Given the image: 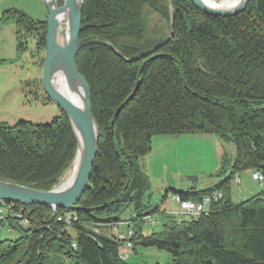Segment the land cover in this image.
<instances>
[{"label":"trees","instance_id":"trees-1","mask_svg":"<svg viewBox=\"0 0 264 264\" xmlns=\"http://www.w3.org/2000/svg\"><path fill=\"white\" fill-rule=\"evenodd\" d=\"M10 18L20 28L18 57L28 51L29 35L37 54L46 51V21L17 8L4 11L2 20ZM90 37L75 56L100 133L89 186L68 209L17 203L30 223L21 227L8 219L19 235L0 240V264H64L68 258L130 264L118 259L111 229L129 219L130 257L141 246L170 252L168 264H264V187L240 202L231 197L242 172L264 175V0L230 17L205 14L191 0H84L80 38ZM40 84L42 101L51 102ZM193 133L215 134L232 143L235 154L212 175L215 187L172 188V200L222 193L206 211L177 221L160 206L148 210L132 183L155 136ZM76 152V134L63 111L48 123L0 122L1 180L51 190ZM130 204V218L117 217ZM155 214L165 218L162 229L147 234L145 222Z\"/></svg>","mask_w":264,"mask_h":264},{"label":"rangeland","instance_id":"rangeland-1","mask_svg":"<svg viewBox=\"0 0 264 264\" xmlns=\"http://www.w3.org/2000/svg\"><path fill=\"white\" fill-rule=\"evenodd\" d=\"M59 2L60 5L63 4V0ZM18 3L21 7H26L31 11L29 13L25 11V13L32 20H47L48 8L43 0H19ZM17 9L24 12L20 8ZM2 17L3 15L0 17V38L3 34L2 27L6 23H15L18 34L20 28L16 21L12 18L2 20ZM27 41L29 49L20 61L23 70L19 68V71H13L15 67L12 65V60H0V122L8 125H13L21 119L34 123H48L62 111L54 102L42 101L41 84L36 81L42 78L43 67L41 68L38 62L35 63L36 60L38 61L35 38L29 35ZM41 54L46 58V51ZM4 63L6 66L3 67ZM19 80L32 82L26 85L22 96L16 88ZM36 93L39 94L35 98ZM232 149L233 152H231ZM225 152L230 161L235 154L234 145L221 141L217 135L211 133L155 136L152 139L150 153L140 157L137 161L132 183L133 190L144 193L143 201L148 210L151 211L154 207L162 206L166 202L167 212L172 213L177 221L188 220L191 216L184 214L179 205L171 199L172 188L203 189L214 184L217 178L212 175L220 170L219 165ZM67 171L61 176L56 187L62 186L66 181ZM240 178V185L232 184L231 197L234 201L246 200L263 190L262 186L252 178V170L242 172ZM138 180L141 185H138ZM133 211L134 205L130 204L118 213L117 217L122 220L128 219ZM152 220L153 223L149 220L145 222L144 230L147 234L160 231L165 218L161 214H155ZM18 235L16 230L8 231L4 228L0 231V240H14ZM127 260L130 264H168L172 260V255L168 251L155 247L140 246L138 253L128 257ZM74 263L73 259H64V264Z\"/></svg>","mask_w":264,"mask_h":264},{"label":"water","instance_id":"water-1","mask_svg":"<svg viewBox=\"0 0 264 264\" xmlns=\"http://www.w3.org/2000/svg\"><path fill=\"white\" fill-rule=\"evenodd\" d=\"M43 1L48 8V17L42 87L51 101L66 113L73 126L77 138V152L74 159L78 163L77 171L72 183L64 187L55 186L46 191L0 179V199L21 205H42L55 210L68 209L77 204L86 192L99 151L100 133L92 112V92L79 73L75 60L78 49L93 38H80L84 0H63L61 5L59 0ZM251 1L239 0L231 7H214L203 0H191L198 10L216 17L236 16L242 13ZM64 14L66 18H62ZM60 72L63 73L69 89L74 93H81V105L56 87L54 78ZM138 87L139 83L126 102L133 98ZM119 111L118 109L115 117L118 116Z\"/></svg>","mask_w":264,"mask_h":264},{"label":"built area","instance_id":"built-area-1","mask_svg":"<svg viewBox=\"0 0 264 264\" xmlns=\"http://www.w3.org/2000/svg\"><path fill=\"white\" fill-rule=\"evenodd\" d=\"M252 177L261 186L264 187V175L260 172H254ZM235 184L239 185V178L234 181ZM222 196V193L217 191L213 194H207L202 197L199 201L194 200H182L179 196H174L173 200L179 204L180 210L186 214H199L206 211L212 200H217ZM132 217H136L133 214ZM137 218V217H136ZM8 219H13L18 226H27L30 221L24 213V209L18 208L16 202H6L0 199V230L7 228L11 231L12 227L8 225ZM151 222L152 216L147 217ZM64 220L70 224L72 222L71 216H66ZM75 220V218L73 219ZM130 219L128 221H121L113 223L111 225L112 233L114 234V239L119 244L118 259L121 262L127 260L130 257L133 248L132 237L134 236V231L129 227ZM75 246V245H74Z\"/></svg>","mask_w":264,"mask_h":264},{"label":"crops","instance_id":"crops-1","mask_svg":"<svg viewBox=\"0 0 264 264\" xmlns=\"http://www.w3.org/2000/svg\"><path fill=\"white\" fill-rule=\"evenodd\" d=\"M18 1L17 0H0V17L3 15L4 11L11 9V8H20V9L24 10V12L25 11L27 13L31 12L28 9H26V7H21L19 5ZM6 24H4L2 27L3 34L1 35V38H0V60H2V59L12 60L11 61L12 65H14V67H15V69L13 71H19V68H20V70H23L24 68H23L22 63H20V61H21L22 57L24 56V54H26V53H24L18 57L17 27H16L15 23H13V22L11 24H9V23H6ZM42 59H43V55L38 54V61L36 60L35 63L38 62L41 65ZM6 63H8V62H6ZM6 63L3 64V67L6 66L5 65ZM21 68H23V69H21ZM41 68H42V66H41ZM40 81H41V79L39 81H36V83H38ZM27 82L28 81H24V80L18 81L16 88H17L18 93L20 92L19 94H21V96H22V94L25 93V88H26ZM231 152H233V149L231 150ZM232 159H233V157H231V160ZM227 161H228V157H227V153L225 152L223 158L221 159V163L219 165V168L221 169L222 166ZM240 180H241V178H240ZM171 199H172V197H171ZM165 206H166V202L163 203L162 206H160V211L167 212ZM167 213H169V212H167Z\"/></svg>","mask_w":264,"mask_h":264},{"label":"bare ground","instance_id":"bare-ground-1","mask_svg":"<svg viewBox=\"0 0 264 264\" xmlns=\"http://www.w3.org/2000/svg\"><path fill=\"white\" fill-rule=\"evenodd\" d=\"M203 1L209 4L210 6H214V7H231L235 5L239 0H203ZM62 18H66V15L65 14L62 15ZM54 83L61 92H63L65 95L72 98L78 105H81V102H82L81 93L80 94L74 93L73 91L69 89L63 73L60 72L56 74L54 78ZM77 166H78V163L75 160L71 168L67 171L65 175L66 181L63 183L62 187L73 182L75 175H76Z\"/></svg>","mask_w":264,"mask_h":264}]
</instances>
